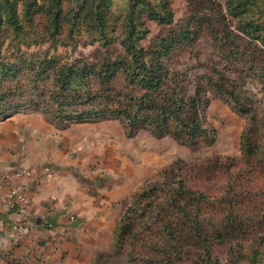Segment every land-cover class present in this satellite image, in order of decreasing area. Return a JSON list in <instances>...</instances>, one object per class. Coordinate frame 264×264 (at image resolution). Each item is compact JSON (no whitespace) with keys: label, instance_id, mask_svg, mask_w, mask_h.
I'll list each match as a JSON object with an SVG mask.
<instances>
[{"label":"rangeland","instance_id":"1","mask_svg":"<svg viewBox=\"0 0 264 264\" xmlns=\"http://www.w3.org/2000/svg\"><path fill=\"white\" fill-rule=\"evenodd\" d=\"M138 1L135 6L133 0H0V59L9 61L0 67V92L9 84L18 88L16 96L10 93L7 97L6 102L12 105L0 106V124L8 119L21 121L22 126L40 119L51 125L50 121L55 129L52 136L60 143L61 158L79 160L85 170L96 172L98 184L113 195L109 230L99 232L95 240L82 241L77 247L79 253L72 259L60 257L54 264H135L137 261L130 258L135 252L150 255L145 260L152 264L156 255L147 248L148 242L152 240L158 248H166L162 236L169 233L164 223L174 206L167 205L171 196L184 197L191 210L201 213L208 225L218 229L228 215L227 208L239 201L240 210L248 205L242 234L213 241L211 255L215 264H264L261 61L250 64L251 59L259 58L256 53L250 54L252 47L244 50L245 42L240 40L241 50L234 57V46L223 39L230 31L221 23L214 25L201 19L202 14L222 11L235 35L247 40L241 29H250V25L242 23L237 33L235 12L253 17L264 11V6L242 0L232 12L226 0H160L159 7V0ZM14 3L16 11L11 15ZM187 19L191 25L196 21L198 24L197 29L191 28L190 38L184 34ZM167 37L169 40L162 45V39ZM120 59L168 61L173 66L169 77L173 76L175 84L190 82L185 83L189 97L195 95V80L203 82L205 91L197 97L199 130L182 140L169 135L158 138L147 129L128 137L118 119L69 112L63 113L60 121L43 112L51 111L48 101L54 98L50 91L55 80L62 78L68 92L84 89L77 86L79 78L70 79L78 74H69L70 66L82 67L80 74L88 75L101 72L90 71L92 64L113 67ZM40 67L45 70L37 74ZM32 74H37L36 84L28 83ZM85 79L91 81V77ZM208 79L218 80L221 89L208 83ZM79 118L89 123L82 131L73 130ZM27 130L23 127L22 132H15V144L22 137L32 140ZM14 149V154L22 155L17 146ZM189 191L194 192L191 198ZM123 220H133L139 231L136 237H129L131 245L123 246L119 241V246L115 235ZM125 248L130 251L125 253ZM202 255L198 245H189L176 264H194ZM167 256L168 252L166 260Z\"/></svg>","mask_w":264,"mask_h":264},{"label":"trees","instance_id":"2","mask_svg":"<svg viewBox=\"0 0 264 264\" xmlns=\"http://www.w3.org/2000/svg\"><path fill=\"white\" fill-rule=\"evenodd\" d=\"M135 1V6L139 5L138 0ZM242 0H226L227 9L229 11L235 12L233 6L241 5ZM255 4H261L264 6V0H254ZM11 5V4H10ZM16 3H14L10 9V14H14L16 11ZM162 6V1L159 0L157 5ZM231 7V9H230ZM100 15H102L100 13ZM168 15L169 14H165ZM238 24L235 29H237L242 23L250 25V29H241V32L245 35V39L235 35V32L231 30V27L226 23V18L222 11H213L206 14H202L201 19L208 21L209 23L218 24L221 23L224 29H228L227 35L223 38L230 45L234 46V50L231 52L234 57L238 54L241 47H239V40L245 42L244 50L252 47L250 54L253 56L256 53V57L259 59H251L250 64L255 62H260V76L264 80V11L260 10L258 15L250 16L246 13L235 12ZM97 19V16H94ZM102 18H100V22ZM260 21V23H258ZM213 25V26H214ZM228 26V27H227ZM184 34L190 38L193 34L191 28L197 29V21L191 25V20L187 19V24L184 26ZM241 28V27H239ZM260 28L261 32L258 31ZM201 29V28H200ZM170 37L162 39V45L166 44ZM0 67H5L9 63L6 59H0ZM248 63V59H246ZM119 63L115 64L113 67L106 66L103 63L102 66H97L96 64L91 65V70L101 71L100 73H88V75L80 74L83 70L82 67L70 66L67 71L69 74L71 71H77V75H73L70 79L79 78V83L77 86H84V89L68 90L64 88V80L60 78L54 81V89L51 94L54 98L48 103L52 104L50 110H45L43 112L58 118L61 121V115L63 113L75 112V114H81L86 116H93L99 119H118L123 123L124 130L128 137L134 136L140 129H147L156 137H163L166 135L177 137L179 140L185 139L187 136L194 134L193 132L198 129L197 124V109L200 106L197 97L204 93L206 86L203 82L199 83L200 80H195L197 82L194 97H189L186 94V85L190 83L184 80L183 84L179 81L175 84L172 74L173 66L168 63V61H161V59H150L147 62L143 59L133 60V59H120ZM229 61V60H228ZM238 63V60H237ZM230 64H233L230 61ZM44 67L37 69V74L44 71ZM36 74V75H37ZM35 74L29 79V84H36L37 80ZM81 78H80V77ZM91 77V81H87L85 78ZM96 77V78H95ZM68 79V80H70ZM47 80L53 83L50 76ZM227 81V80H226ZM60 85H59V83ZM208 83H213L218 89H221L218 80L212 81L207 80ZM116 83H121L122 86L119 88ZM68 81L65 87L68 85ZM10 86V87H8ZM1 87V86H0ZM10 84L7 87H2L0 92V106L5 108L11 106V103H7V97L12 93L15 94L17 91ZM16 96V95H14ZM21 97V95H20ZM43 106L46 105L45 101ZM35 104L36 103H30ZM38 104V103H37ZM43 109H46L43 107ZM54 109V110H52ZM3 110V109H2ZM249 111V110H248ZM58 114V115H56ZM81 118V117H80ZM77 119V123H89L87 121H82ZM51 125L50 121H48ZM186 133L181 135L180 133ZM252 147H254L252 143ZM249 154V149L247 155ZM194 192L189 191V198ZM171 200L167 203L172 210L166 221V226H168L169 233L162 236L163 245L165 249L158 248L152 240L148 242L147 248L154 251L156 259L152 264H165V261L171 264H176V260L179 256L185 252L186 247L189 245L199 246L203 251V255L198 257L194 264H215L216 261L212 257V244L213 241L217 239H229L240 236L243 230V214L248 205H244L242 210L239 209L240 201L235 203V206L227 208L224 218L220 221V229L216 228L214 224L208 225L205 219L200 217L201 213H196L191 210L190 203L184 197L176 198L171 196ZM193 202L192 199H189ZM194 203V202H193ZM242 204V202H241ZM143 213H146L144 208ZM148 224V222H145ZM118 232L115 235V243L121 246L131 245L132 239L136 237L139 227H137L134 221L123 220L119 223ZM152 227V226H151ZM121 237V239L119 238ZM119 239V240H118ZM118 240V241H117ZM131 240V241H130ZM117 241V242H116ZM125 243V244H124ZM137 244V243H136ZM135 244V245H136ZM125 248V253L129 252ZM168 252L167 259L165 255ZM131 260H135V264H147L150 261V255L147 253L135 252V256L130 255ZM146 259V260H145ZM200 262V263H199ZM131 264V263H129Z\"/></svg>","mask_w":264,"mask_h":264},{"label":"crops","instance_id":"3","mask_svg":"<svg viewBox=\"0 0 264 264\" xmlns=\"http://www.w3.org/2000/svg\"><path fill=\"white\" fill-rule=\"evenodd\" d=\"M84 125L75 124L72 128L82 131ZM23 127L33 138L25 141L22 137L15 144V132H22ZM52 130L54 127L43 119L26 126L15 119L0 124V173L31 169L38 177L37 181L2 182L0 264H54L60 257L72 259L79 253L77 247L82 241L95 240L99 232L109 230L112 193L97 184L96 172L85 170L79 160L61 158L60 143L52 136ZM14 146L22 155L14 154ZM24 183L28 186V202L22 205L23 212L3 213L1 208L9 191Z\"/></svg>","mask_w":264,"mask_h":264},{"label":"built area","instance_id":"4","mask_svg":"<svg viewBox=\"0 0 264 264\" xmlns=\"http://www.w3.org/2000/svg\"><path fill=\"white\" fill-rule=\"evenodd\" d=\"M34 172L31 169H22L18 171H14L12 173H0V188L2 185V182L4 181H13L16 179H31L32 181H37L38 177L34 176ZM28 186L26 183L23 185H20L18 187H15L9 191V197L4 202L1 210L3 213H22V205L27 204V196H26V190ZM24 224V223H22ZM21 224V225H22ZM21 225H17L15 227H19Z\"/></svg>","mask_w":264,"mask_h":264},{"label":"water","instance_id":"5","mask_svg":"<svg viewBox=\"0 0 264 264\" xmlns=\"http://www.w3.org/2000/svg\"><path fill=\"white\" fill-rule=\"evenodd\" d=\"M98 181V180H97ZM97 183V182H96ZM98 184V183H97Z\"/></svg>","mask_w":264,"mask_h":264}]
</instances>
